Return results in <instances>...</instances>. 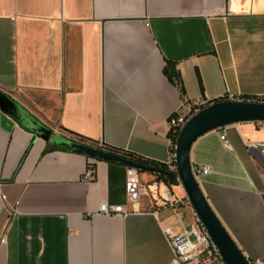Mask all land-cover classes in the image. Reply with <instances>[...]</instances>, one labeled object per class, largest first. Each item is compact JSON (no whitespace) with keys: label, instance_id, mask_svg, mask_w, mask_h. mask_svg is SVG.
<instances>
[{"label":"crops","instance_id":"1","mask_svg":"<svg viewBox=\"0 0 264 264\" xmlns=\"http://www.w3.org/2000/svg\"><path fill=\"white\" fill-rule=\"evenodd\" d=\"M0 90L48 128L165 164L182 100L264 96V0H0ZM263 145L264 122L247 121L191 149L193 166L211 168L198 176L204 195L254 264L264 166L252 148ZM128 166L56 146L0 108V264H168L164 229L192 222L185 205L165 206L168 191L185 196L179 182L142 170L139 212H99L103 199L131 207Z\"/></svg>","mask_w":264,"mask_h":264},{"label":"water","instance_id":"2","mask_svg":"<svg viewBox=\"0 0 264 264\" xmlns=\"http://www.w3.org/2000/svg\"><path fill=\"white\" fill-rule=\"evenodd\" d=\"M0 108L14 115L17 120L37 136L52 140L65 148L86 153L92 157L117 160L129 166L140 165L124 156L106 152L99 148L76 144L61 138H53L52 130L37 120L10 95L0 90ZM264 122V102L219 100L194 115L184 126L176 143V164L179 177L195 211L207 227L212 239L220 248L227 264H252L221 222L195 176L191 162V149L194 142L204 134L237 122ZM254 155L264 166V155L258 147H253Z\"/></svg>","mask_w":264,"mask_h":264},{"label":"built area","instance_id":"3","mask_svg":"<svg viewBox=\"0 0 264 264\" xmlns=\"http://www.w3.org/2000/svg\"><path fill=\"white\" fill-rule=\"evenodd\" d=\"M245 99V97L235 94H227L222 98H210L205 96L197 99H184L168 120L170 130L178 134L179 138V135L187 122L207 106L219 100L243 101ZM245 101L264 102V96L251 97ZM50 129L52 130V135L62 136L73 143L99 147L111 151L108 150L103 143L96 144L83 137L71 136L70 134L65 133L61 128L52 127ZM221 139L227 147H231V144L226 139L224 133L221 134ZM260 150L264 155V145L260 146ZM119 153L122 154L121 152ZM165 164L168 166L169 171L177 173V180L182 185L176 164V143L173 144L172 140L170 142V157ZM193 170L197 178L200 174H209L211 172L210 166L207 165L193 166ZM95 177V166L90 164L85 174V178L88 181H92ZM125 191L127 200L131 205L130 208H127L125 204H111L106 199H103L100 202L99 212L105 215H120L126 217L132 212H139L141 210L140 202L142 186L139 168L128 166ZM180 204H183L190 209L192 212V222L182 232H173L170 228L164 229V234L174 252V256L168 264H227L220 248L212 239L207 227L198 216L186 192L183 198H175L172 197L170 191H168L167 196H165V206L178 211L177 207ZM251 263L254 264V262ZM255 263L259 264L261 263V260H256Z\"/></svg>","mask_w":264,"mask_h":264},{"label":"trees","instance_id":"4","mask_svg":"<svg viewBox=\"0 0 264 264\" xmlns=\"http://www.w3.org/2000/svg\"><path fill=\"white\" fill-rule=\"evenodd\" d=\"M164 74L168 77V79L181 87V78H180V74L179 71L176 67V65L171 62V61H166V64L164 66ZM246 99L251 98V97H245ZM245 99V100H246ZM169 136L172 140V143L175 144L178 141V134L174 133L173 131L170 130L169 132ZM56 146L62 147L60 145L55 144ZM106 148H108L109 150H111L112 152H121L123 154L124 157L128 158L129 160H132L133 162L137 163L140 165L139 170H146V169H152L151 167H153L154 170L159 171L161 177H163L164 181L168 182V184H176L178 183L177 180V173L175 172H171L169 171V168L166 164H162V163H157L151 160H148L142 156L136 155V154H132V153H128V152H123L122 150H118L116 148L110 147V146H106ZM49 149V148H48ZM87 155V154H86ZM90 156V155H88ZM97 159H102L99 157H96Z\"/></svg>","mask_w":264,"mask_h":264},{"label":"rangeland","instance_id":"5","mask_svg":"<svg viewBox=\"0 0 264 264\" xmlns=\"http://www.w3.org/2000/svg\"><path fill=\"white\" fill-rule=\"evenodd\" d=\"M56 135H52V137H55Z\"/></svg>","mask_w":264,"mask_h":264}]
</instances>
